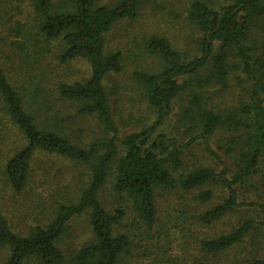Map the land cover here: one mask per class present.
Returning <instances> with one entry per match:
<instances>
[{
    "label": "rangeland",
    "instance_id": "obj_1",
    "mask_svg": "<svg viewBox=\"0 0 264 264\" xmlns=\"http://www.w3.org/2000/svg\"><path fill=\"white\" fill-rule=\"evenodd\" d=\"M118 1L94 0L97 6H113ZM194 1L141 0L136 19L119 21L105 35V53L121 55V70L110 72L103 85L122 139L151 127L158 118L144 86L135 77L136 73L158 74L164 69L162 59L146 50V42L153 36L168 38L183 61L201 55L202 32L188 19ZM200 1L215 10L233 2ZM68 3L69 0H53L52 10L68 8ZM43 16L36 9V0H0V66L23 97L26 111L36 117L40 127L58 130L73 144L88 148L96 141L107 139L109 132L97 117L81 113V103L61 98L59 87L86 82L91 76L90 64L83 58L69 63L59 61L65 45L62 40H48L42 35L39 24ZM250 32L247 44L253 50L252 55L263 57L264 30L259 25ZM220 53L221 44L216 43L206 67L194 75L178 78L182 90L155 134L163 133L185 143L201 133L199 114L217 113L222 123L211 145L226 163L230 179L239 167L243 148L240 138L248 132L250 124L242 108L252 103L253 79L243 71L237 51L229 49L224 64L228 76L224 83L219 82L216 57ZM25 143L20 132L2 135L0 130V207L13 231L20 235L47 226L61 205L76 204L91 181L89 165L38 152L32 161L27 187L20 193L14 192L4 176L5 165ZM125 152V146L119 144L118 158ZM182 162L179 169L172 170L177 178L198 168L212 167L218 174L223 169L207 153L201 139L183 152ZM116 167V162L110 167L99 199L108 213L114 214L119 209L125 213L122 222L114 228L115 236L125 234L131 240L121 264H253L264 258L263 212L257 206H241L211 224L200 220L201 215L228 197V190L221 183L209 182L191 191L156 187V222L148 228L137 203L127 193L115 192ZM235 190L239 203L264 205V152L256 174L249 181L235 185ZM208 192L212 197L202 201L200 195ZM247 220H253L256 226L242 242L221 253L205 249L204 242L232 233ZM96 240L89 209L69 221L57 242L65 258L63 264H74L76 254ZM9 254V249L0 250V264H6ZM25 264L41 263L33 256Z\"/></svg>",
    "mask_w": 264,
    "mask_h": 264
},
{
    "label": "trees",
    "instance_id": "obj_2",
    "mask_svg": "<svg viewBox=\"0 0 264 264\" xmlns=\"http://www.w3.org/2000/svg\"><path fill=\"white\" fill-rule=\"evenodd\" d=\"M68 4V8L55 11L52 10L53 0H36V9L44 15L39 30L46 39L64 43L60 62L69 63L83 58L90 64V78L84 83L61 84L60 96L64 100L81 103V113L97 117L109 132V137L82 148L58 130L40 127L36 117L26 111L23 97L0 66V130L2 135L20 132L26 142L5 165L4 176L12 190L16 193L25 190L30 181L32 161L38 152L56 154L91 168V181L79 201L61 205L47 226L36 227L28 235L15 233L0 207V250L10 251L6 264H25L33 256H37L41 264H63L65 258L57 242L69 221L89 209L97 240L76 254L74 264H121L131 240L125 234L115 236L114 228L122 222L125 213L121 209L114 214L108 213L99 199V192L115 162V192L127 193L137 203L148 228L156 222V187H180L191 191L209 182L221 183L228 190V197L201 215L202 222L211 224L247 205L261 209L264 227V205L239 203L235 190V185L249 181L256 174L264 152V56L255 58L247 44L253 27L260 25L264 30V0H233L219 10L195 0L190 6L188 19L202 32L201 55L190 61H183L168 38L151 37L146 42V50L162 59L164 69L158 74L136 73L135 77L144 86L147 100L157 110L158 118L151 127L123 139L103 85L110 72L121 70V55L119 52L105 53V35L119 21L136 19L141 0H119L113 6H97L94 0H69ZM216 43L221 44V53L216 57L219 82L224 83L228 76L224 64L229 49L237 51L243 71L253 79L252 103L242 108L250 124L247 125L248 132L240 138L243 148L239 167L230 179L227 178L226 163L211 145V139L222 123L217 113L203 111L199 114L201 133L185 143L163 133L155 134L170 115L173 101L182 90L178 78L194 75L206 67ZM198 139L203 141L207 153L223 166L221 173L212 167L198 168L177 178L172 170L183 165V152ZM119 144L126 148L121 158H118ZM211 197L210 192L200 195L202 201ZM255 226L253 220H247L232 233L206 241L203 245L210 253L224 252L242 242ZM253 264H264V258L255 260Z\"/></svg>",
    "mask_w": 264,
    "mask_h": 264
}]
</instances>
